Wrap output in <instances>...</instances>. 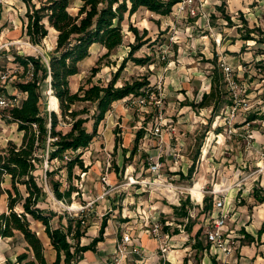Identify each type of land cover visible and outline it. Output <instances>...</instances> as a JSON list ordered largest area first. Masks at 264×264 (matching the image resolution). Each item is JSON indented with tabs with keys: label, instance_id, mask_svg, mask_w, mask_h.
Here are the masks:
<instances>
[{
	"label": "rangeland",
	"instance_id": "374dc122",
	"mask_svg": "<svg viewBox=\"0 0 264 264\" xmlns=\"http://www.w3.org/2000/svg\"><path fill=\"white\" fill-rule=\"evenodd\" d=\"M40 1L29 0V3L39 5ZM81 2L69 0L68 10L76 13ZM180 2L182 10L175 6V11L171 10L167 15L142 7L130 16L125 14L122 21L123 44L107 56H102L106 49L100 44L93 43L89 47L90 54L78 63V72L69 77L71 91H76L88 77L94 83L106 84L128 54L129 43H136L129 25L136 26L140 34L146 29L145 37L150 41L141 45L133 56L149 57V61L136 64L131 59L127 60L116 85L146 77L151 88L145 94L149 95L143 96L144 104L121 99L105 114L90 142L92 145L81 152L87 170L83 172L78 165L72 169L70 183L78 191L74 189L70 202L53 195L50 176L45 170H57L58 167L53 179L63 182L62 189L68 187L64 163L74 152L67 150L63 159L48 161L47 139L44 157L36 171L46 192L38 205L63 215V223L67 219L64 214L83 217L86 224L91 223L88 234L97 235L101 221L105 219V233H110L114 227L119 228L120 224L122 231L119 229L117 233L121 235L128 227L131 232L140 231L142 212L139 206L154 203L159 205L156 208L159 210L188 199L192 207L189 208L190 220L184 219L186 226L175 224L174 221L179 220L173 218L171 210L157 215L161 221L170 223L171 227L177 225L180 229L172 242L183 243L181 247L177 245L178 249L186 247L179 251L182 257L178 264H262L263 260L258 256L263 253L264 242L260 240L255 244V255L244 247L246 256L240 254L243 240L239 241L237 237L243 227L241 224L256 211L255 204H251L255 202L253 190L261 194L262 189L264 191V0ZM2 3L0 73L6 74V89L16 92L15 83L21 79L23 68L14 61V56L39 55L47 62V54L55 46L57 32L49 27L41 44H32L25 35L24 1L2 0ZM225 14L230 16L231 22L224 18ZM247 35L249 38L244 39ZM99 57L98 70L91 75V68ZM214 57H217L218 65L224 62L231 67L232 88L224 84L228 94H223L231 96L234 91L236 101L232 107L223 106L219 115L212 116L210 107H194L189 102L199 101L202 92L209 90V75L213 70L209 60ZM49 90V78H46L39 86L41 110H50ZM73 107L92 108L90 102H77ZM54 110L59 112V107ZM250 117L255 119L249 120ZM59 119L57 128L67 130L70 117ZM87 125L90 129V123ZM153 126L159 127L158 134H153ZM140 129L142 136L136 141ZM22 134L15 122L0 121V149L8 141L19 144ZM116 137L118 142L115 146ZM154 159L158 160L160 168L158 172L151 173L149 161ZM106 160H109L108 166ZM191 165L193 171L186 176ZM3 186H9L8 177ZM204 196H211L212 201L216 198L224 200L228 205L225 230L236 246L232 255L225 256L211 246L206 251L192 247L193 237L199 228L202 230L197 239L203 244L207 242L204 231L211 213L199 212L203 206V198L200 197ZM6 199L3 193L0 211L6 210ZM140 201L143 205L138 204ZM191 221L192 229L188 232ZM51 223L59 225L57 216ZM30 226L43 241L45 257L51 264L54 259L50 254L52 247L41 223L30 219ZM247 240L245 238L244 241ZM22 252H28L27 244L18 233L0 238V264H9V261L19 264L15 258ZM155 254L159 256L160 264L167 261L160 249H156ZM107 260L112 264L120 262H115L114 255ZM126 264H133V261L129 263L126 260Z\"/></svg>",
	"mask_w": 264,
	"mask_h": 264
},
{
	"label": "trees",
	"instance_id": "16d2710c",
	"mask_svg": "<svg viewBox=\"0 0 264 264\" xmlns=\"http://www.w3.org/2000/svg\"><path fill=\"white\" fill-rule=\"evenodd\" d=\"M23 1L26 5L27 18L25 35L29 42L41 44L42 39L48 34L49 27H52L57 34L55 46L47 54V62H44L39 55L16 54L14 56V61L23 68L21 79L15 83V87L18 91L24 92L25 96L17 106L10 108L3 118L6 121L15 122L17 129L23 134L19 144L8 141L7 145L0 149V196L3 193L7 196L6 210L0 211V238L12 237L18 233L26 242L28 252L16 255L17 263L49 264L45 257L43 241L30 226V219L38 221L55 252L51 264H74L83 258L84 252L94 251L97 242L103 240L106 220L102 219L97 236L88 243L81 244L80 239L88 226L83 217L78 218L76 215L68 217V214H64L67 219L66 223H63V215L38 205L46 193L36 174L44 157L43 148L48 139V161L63 159L64 152L67 150L74 152V155L64 163L66 178L69 181L68 187L62 189L63 182L53 179V174L58 171V167L57 170H45L46 175L50 176L49 185L53 195L59 200L70 202L71 194L75 189L70 183L72 169L78 165L83 172L87 170V165L83 164L81 152L96 136L98 124L111 109L112 103L130 95L145 94L151 88L146 77L125 80L116 85L127 60L131 59L136 64H145L149 61V57L133 56L141 45L150 41L149 37H145L147 30L144 29L140 34L136 26L129 25L136 43H129L128 54L122 59L106 84L94 83L88 77L76 91H71L69 77L78 72V63L90 54L89 47L93 43H98L106 49L102 56L109 55L123 44L122 21L125 14L130 16L140 6H144L149 11L167 15L179 0H82L74 14L68 10L69 0H41L39 5L29 3V0ZM2 8L3 3L0 0V14ZM224 18L231 22L229 15L225 14ZM248 38V35L244 37V39ZM100 59L101 57L91 68V75L98 70ZM209 62L213 65L209 75L210 89L201 94L199 101H190L189 104L199 108L210 107L212 116H215L223 106L232 103V95L223 94L228 92L223 88L226 81L217 63V57ZM46 78H49L51 93L57 97L59 112L40 109L39 86ZM77 102H90L92 108H74ZM82 114L85 115L82 116ZM60 117L62 119L70 117L67 130L57 128ZM251 119L255 117H250L249 120ZM88 123L91 125L90 129ZM142 132L141 129L138 131L136 141L142 136ZM115 140L116 146L118 138L116 137ZM187 170L186 176H190L193 166L191 165ZM7 177L9 186H3ZM75 190L78 191V189ZM253 198L258 202H264V195L256 189L253 190ZM202 202L203 206L199 212H211L212 197L204 196ZM190 207L192 205L188 199L181 200L178 205L172 206V216L175 220H179L174 221L175 224L186 226L184 219L190 220ZM54 216L58 218V226L51 223ZM161 223L162 232L176 234L180 231L177 225L171 227V224L166 221ZM192 224L191 221L187 227L188 232L191 231ZM201 230L199 228L196 231L192 247L205 251L209 249L210 243L203 244L197 239ZM242 232L249 241H259L260 235L264 232V220L257 230L256 239L246 231ZM9 264L12 263L9 261Z\"/></svg>",
	"mask_w": 264,
	"mask_h": 264
},
{
	"label": "crops",
	"instance_id": "0c3cea01",
	"mask_svg": "<svg viewBox=\"0 0 264 264\" xmlns=\"http://www.w3.org/2000/svg\"><path fill=\"white\" fill-rule=\"evenodd\" d=\"M141 7L146 9V7H144V6H140L139 8H141ZM49 29H52L54 32H56L52 27H50ZM74 75H72V76H74ZM209 89H210V81H209ZM208 91H204V92H208ZM200 97H201V95H200ZM119 101H121V100L114 101L111 105L112 108H114V106ZM109 112H110V110H109ZM89 145H92V144L90 143ZM107 148L108 147L105 148L106 151H107ZM91 149H92V147H91ZM88 152H90V150H88ZM109 164H110L109 160H106V166H108ZM202 198L203 197H200V199H202ZM212 202H214V200ZM138 204L143 205V201H140ZM178 204H172L170 206H164L165 209H159V210H156V208L159 205L158 204L154 205V203L153 204H146L145 203L144 206H142V207L139 206V208L142 212V216H141L142 227H141L140 231H137V233H134L135 232L134 230L131 232L132 229H128L130 227L127 228V231H130V233H131V239L128 242L127 248L129 250H131L132 248H136L137 252L127 253L126 255H124L121 258V260H119L120 261L119 264H126V260H128L129 263L133 261V264H160L159 256L155 253H156V249H160V246L163 245L162 242H165L167 244V246L169 247L168 249H166L165 252H163V257L167 260L166 262H164V264H178L180 262V260H181L180 258L182 257L180 254H182V253H179V251H182V249H186V247L178 249V248H176L177 245L182 246L183 243H180V244L179 243H172L175 241V239H174L175 235L176 234L178 235V233L170 234L167 232H162V230H161L162 234L167 235V237L166 238L164 237L162 239H156V237H154V235L151 232L152 222L155 219L161 221V219H159L157 217V215L160 214V212H170V210L173 214L172 206L178 205ZM251 204H255V206L254 205L253 206H254V209L256 208V211L251 213V217L249 215V217H247L245 219L244 224H241V225H243V227L240 228V231H239L240 235H238V237H237L238 238L237 240L240 241L241 238H242L241 241L243 240L242 245H241L240 254L246 255V256H247V252L244 251L245 250L244 247H247L246 250H248V252H251L250 254L253 253V255H255L254 254L255 244H258L260 240L264 241V232H262V234L260 235L259 241H256V240L248 241L247 238H246L247 241H244L245 237H244V234L242 231L243 230L246 231L247 233L251 234L254 237V239H256L257 230L260 227L262 221L264 220V202H258L257 200H255V202H253ZM256 204H258V205H256ZM227 207H228V205L225 202V209L226 210H228ZM212 210H213V208H212ZM212 210H211V212H209L211 214L208 216V219H207L208 224H209V218L211 217V215L215 214V213L212 214ZM118 226H119V228L114 227L113 229H111L110 233H108V232L105 233V231H104L103 240L97 242V244L95 246V250L94 251L88 250V251L84 252L83 258H81L80 260H78L74 264H108L109 261L107 259L113 257V255L116 251V246L119 243L120 237L122 235V234L120 235L117 233V231L120 228H122V227H120L121 226L120 224H118ZM90 227H91V223L88 224L84 236H82L80 239L81 244L88 243L93 237L98 235V233H97V235H95V233L88 234L87 231L89 230ZM106 227H107V225H106ZM120 231H122V230L120 229L119 232ZM124 231H126V230H124ZM133 234H135L136 236H133ZM204 234H205V231H204ZM46 238H47V236H46ZM83 240H87V241H83ZM48 242H49V240H48ZM262 245L264 247V243ZM212 249H214V248H212ZM259 250H261V249H259ZM261 251L264 253V249H262ZM53 252H54V250L52 248V251L50 253L52 256V259L55 255V252L54 253ZM263 253L259 254L258 257H259V260H263V263H264ZM215 259H216V257H215ZM109 263L112 264L111 262H109Z\"/></svg>",
	"mask_w": 264,
	"mask_h": 264
},
{
	"label": "built area",
	"instance_id": "2783aa9c",
	"mask_svg": "<svg viewBox=\"0 0 264 264\" xmlns=\"http://www.w3.org/2000/svg\"><path fill=\"white\" fill-rule=\"evenodd\" d=\"M175 6L179 10L183 8L181 5L180 0L173 6L172 11H175ZM178 10V11H179ZM222 73L224 75V80L226 81L227 86H232V81L230 77V72H231V67L224 63L221 62L219 63ZM6 74L0 73V121H4L3 118V112H7L10 108L17 106L21 99L25 96L24 92L16 91V92H10L6 89ZM4 88V89H3ZM232 88V87H231ZM154 92V91H150ZM149 94H139L137 96H132L129 97L127 96L124 98V100H129L131 99V102H136L138 104H144V97ZM236 101V96L234 95V91L232 93V103L228 107H232L235 104ZM222 111V110H221ZM220 111V112H221ZM218 113L217 115H219ZM153 134H158L159 132V127L153 126L151 127ZM160 164L158 163V160H152L149 161V167L148 170L151 173H156L159 171ZM103 180L105 178L103 177ZM262 189V188H261ZM262 195H264V191L262 189ZM215 213V214H213ZM211 217L209 218V224L208 227L205 230V238L206 241L210 243L211 248L217 249L218 251L222 252L225 256L227 255H232L233 250L236 248L234 241L230 240V235L226 233V215H227V210L225 209V201L221 199H214L213 202V210H212ZM162 228V223L159 220H154L152 222V227H151V232L156 237V239H162L166 238L167 235L162 234L161 232ZM131 239V233L130 231H124L120 237V241L116 246V251L114 253V260L117 263L118 260H120L124 255H126L129 252H137L136 248H132L129 250L127 248L128 242ZM163 245L160 246V250L162 252H165L167 249V244L165 242H162Z\"/></svg>",
	"mask_w": 264,
	"mask_h": 264
},
{
	"label": "bare ground",
	"instance_id": "6f19581e",
	"mask_svg": "<svg viewBox=\"0 0 264 264\" xmlns=\"http://www.w3.org/2000/svg\"><path fill=\"white\" fill-rule=\"evenodd\" d=\"M50 93V100H49V104H50V107L53 108V109H56L58 107V100H57V97L54 96V94L51 93V89L49 90ZM71 207H75V205H71Z\"/></svg>",
	"mask_w": 264,
	"mask_h": 264
},
{
	"label": "water",
	"instance_id": "95a60500",
	"mask_svg": "<svg viewBox=\"0 0 264 264\" xmlns=\"http://www.w3.org/2000/svg\"><path fill=\"white\" fill-rule=\"evenodd\" d=\"M50 110H54V109L50 107Z\"/></svg>",
	"mask_w": 264,
	"mask_h": 264
}]
</instances>
